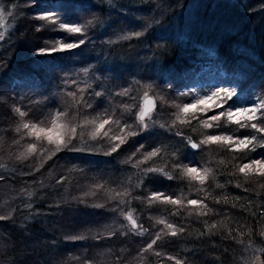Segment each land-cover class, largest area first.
<instances>
[{
    "label": "trees",
    "instance_id": "obj_1",
    "mask_svg": "<svg viewBox=\"0 0 264 264\" xmlns=\"http://www.w3.org/2000/svg\"><path fill=\"white\" fill-rule=\"evenodd\" d=\"M128 1L0 0V190H8L3 196L11 210L5 217L0 209V264H54L80 239L87 247L85 229L129 202L124 211L133 210L156 240L150 249L131 250L133 264H264V176L238 170L264 161V132L226 119L204 128L199 120L220 112L213 109L190 124L176 121L179 106L190 103L196 90L235 92L221 110L264 100V0ZM48 13L55 22L39 18ZM61 24L83 31L69 33ZM62 43L78 46L40 51ZM149 90L157 106L143 128L137 113ZM57 112L67 113L58 123L76 127L59 151L26 129L16 131L29 121L49 128ZM96 117H111L103 130L111 129L108 136L91 137L95 126L83 121ZM221 134L252 142L242 151L216 143L194 150L189 142ZM114 135L126 137L115 152ZM32 143L37 150L29 155ZM154 149L159 154L145 160ZM176 165L211 172L201 184ZM154 192L181 199L183 206L150 203ZM116 197L122 201L117 207H102ZM72 200L96 206L82 216L79 206L69 208ZM75 210L80 216L70 217ZM160 219L174 225L177 235ZM116 239L120 248H136L131 238ZM67 261L62 264H75Z\"/></svg>",
    "mask_w": 264,
    "mask_h": 264
},
{
    "label": "snow or ice",
    "instance_id": "obj_2",
    "mask_svg": "<svg viewBox=\"0 0 264 264\" xmlns=\"http://www.w3.org/2000/svg\"><path fill=\"white\" fill-rule=\"evenodd\" d=\"M40 19H50L52 22L54 21L53 14L48 13L44 16L39 17ZM0 19H2V14H0ZM60 27L62 29L67 30L69 33H81L83 31L82 27L76 24H61ZM134 36H139L141 33H132ZM4 34L0 32V39H3ZM80 44L84 43L83 40L79 42ZM77 44L74 43H67V44H60L59 49L52 48V49H40L41 52L45 51H52L55 52L57 50H64V49H71L74 47H77ZM87 71V70H85ZM121 94H127V90H124ZM71 96H75V93H69ZM96 95H100V93H96ZM235 92H229L228 89H217L214 92H211L208 95L201 96L193 101L191 104H184L183 106H179V112L176 114V121H179L181 124H190L191 119H198V114L207 113L208 111H211L215 108H222L224 104L228 102L233 96H235ZM145 96H147V93H145ZM209 101H212V103H208ZM152 101L151 98H148L145 101V107L137 114V119L140 121L141 124H143L144 118L149 115V111L152 107ZM90 107V105H89ZM127 107V106H125ZM15 111L21 116L25 117L27 113L21 111L19 108L15 109ZM67 113L64 112H57L51 119L50 124L51 127L49 128H43L40 125L43 124V121H41L39 124L32 123V122H24L21 125L17 126L16 131H21V128L26 129V134L30 137H34L37 141L40 140H46L48 144L55 145V150L59 151L61 147L66 146L67 141L65 140V135L70 132L71 136L76 135V127H68L67 124L64 123H58L63 117H65ZM183 117V118H182ZM190 117V118H189ZM222 119H226L229 123H235L240 128L245 127H251L253 129H256L258 132H264V127H259L257 123L253 121L260 120L261 122H264V100H260L259 103H254L251 106H242V107H236L232 108L229 107L226 110L220 111L215 115H212L204 120H199V123L204 128H213V127H219V121ZM176 121H173V124L176 123ZM84 124H92L94 125L93 131L90 133L91 137L93 139L97 138V136H100L101 134L103 136H108L111 129L108 131H103L105 128V125H109L110 123H113L111 117H108L106 119H100L99 117L94 118L93 120L89 121L85 119L83 121ZM115 123H119V121H115ZM125 127H130L128 125H125ZM144 127H147V125H144ZM123 131V128L121 129ZM136 133H128V135H135ZM181 133H178L180 135ZM113 141H119V143H116L111 151L115 152L121 144L125 142L126 137L125 136H119L114 135L110 137ZM252 139H255L253 137ZM189 142L191 144L192 148H199L203 144H210V143H216V144H224L228 146H235L233 150L236 151H242L248 147L249 144H251V140L245 136L243 139H240L238 137H233L230 135H208L203 140H201L198 143L191 142V138L189 137ZM142 147V146H141ZM37 150V145L35 143L28 144L27 145V153L31 155ZM43 151V149H41ZM160 152V149H154L152 152L145 155L144 159H150L153 156L158 155ZM50 155H54V152ZM25 158V157H20ZM256 166V167H253ZM178 169L181 170L182 174L184 176L189 177L193 180H198L201 184L204 183V181L207 179L208 174L211 172V169H203V172H201L200 169L196 167H189L188 165H176ZM239 172L245 175H248V173L251 172H257L259 175L264 176V161L261 160H254L251 161L248 164L241 165L239 167ZM148 171H163V169H149ZM167 175V174H166ZM97 187H101L100 185H97ZM126 194V193H125ZM119 195V194H118ZM155 201H161L164 203H171L178 206H183V201L181 199H173L172 197L166 196L163 193H152L150 197V203ZM188 205L198 206L202 205V201L198 200H188ZM203 214V213H202ZM126 218L131 223L133 228L137 227V222L133 218L131 213H125ZM0 219H3V217H0ZM158 223L165 224L166 228L170 230L171 235H177V230L174 225L167 224L165 220L160 219ZM214 227V225H213ZM182 231V229L180 230ZM160 235L157 234L156 239H159ZM156 243V240H153L151 244L148 245V248L150 249L153 244ZM159 255V253H157ZM177 264H181L180 261H177Z\"/></svg>",
    "mask_w": 264,
    "mask_h": 264
},
{
    "label": "rangeland",
    "instance_id": "obj_3",
    "mask_svg": "<svg viewBox=\"0 0 264 264\" xmlns=\"http://www.w3.org/2000/svg\"><path fill=\"white\" fill-rule=\"evenodd\" d=\"M242 4L246 3V2H250L252 0H239ZM261 1V0H258ZM131 1L128 0H120L121 4H124L125 6H128L130 4ZM161 31V30H159ZM158 31V32H159ZM217 89H222V88H211V89H205V90H196L195 92V97H193L192 101L190 103L187 104H191L193 103V101L201 96L204 95H208L211 92L216 91ZM230 91V90H228ZM145 93H147V95H152L153 97L154 94L149 90L146 91ZM145 93L143 94V98H142V104H143V100L145 98ZM156 102V100H155ZM208 103H212V101H209ZM142 104L140 105V111L142 110ZM226 104L223 105V107ZM157 106V104H156ZM251 106V105H250ZM222 107V108H223ZM237 107H242V106H237ZM222 108H215L213 110H219V111H223L221 110ZM229 107H226L224 110H226ZM232 108H236V107H232ZM155 109L149 113L148 116H146L144 118L142 127H144V125L149 126L151 121V118L153 117V113H154ZM138 114V113H137ZM191 142H195V141H191ZM196 143V142H195ZM197 149V148H196ZM133 154V153H132ZM132 154L130 155V157L132 156ZM95 177L98 178H102L100 175H97ZM127 179L130 180L129 175L127 176ZM94 181V180H93ZM100 181V180H99ZM8 190H0L1 194H0V209H3L4 215L5 217L11 214V210L9 207L6 206V199H4L5 196L4 192H7ZM4 199V200H3ZM92 200V199H91ZM116 202H122L118 197L113 198L112 200L110 199L107 203H103L102 207L104 209H106V205H110L109 208H114L116 206ZM128 203V202H127ZM128 204H131L130 202ZM128 204H123V203H118L117 206H120L121 208L117 211H115L114 216L113 215H106V218H104V220H102L100 224L96 223L94 225H90L88 227V229H85V233H87L88 235H90V237H88V235L86 234L85 236L88 237L86 239L88 245L87 247L84 245L86 243L85 239H80L76 245H77V249L73 250L69 256H64L62 258H58L55 257L57 259H53L55 262H58V264H62L63 262L66 263L67 259V263L69 262V260H72L73 262H75V264H112L111 261H109L113 256L116 257V260L118 262V264H133L134 262V258L132 257V253L135 250L139 249V246L145 247L148 246L149 244L152 243L153 241V232H149L147 230V228L145 227V225L143 223H140L139 220L136 219V215L134 213L133 210L129 209L128 211H124L125 207ZM74 206H79L82 209V216H85V214L89 211H91V208H94V206H96L95 202L93 201H82V203L80 204L79 202L72 200L69 203V208L73 209ZM116 206V207H117ZM130 208V207H129ZM103 209V211H104ZM102 211V214H103ZM60 212V211H59ZM58 212V213H59ZM72 214H70V217H74V216H80V213L75 211L71 212ZM125 213H131L133 218L136 220L137 222V227L133 228L131 223L128 221V219L126 218ZM53 219V218H52ZM103 219V218H102ZM47 221V220H46ZM64 223H69V219L67 218V216L64 218ZM100 226V227H99ZM118 236H122V237H128L129 239L131 238L132 240L136 241L137 245L135 249H131L128 246H126V244L124 243L123 246L120 248L119 245L120 241H117V237ZM84 237V238H86ZM72 246V245H71ZM133 250V251H131ZM134 256H138V254L134 255ZM137 260V259H135ZM53 261L54 264H57Z\"/></svg>",
    "mask_w": 264,
    "mask_h": 264
},
{
    "label": "water",
    "instance_id": "obj_4",
    "mask_svg": "<svg viewBox=\"0 0 264 264\" xmlns=\"http://www.w3.org/2000/svg\"><path fill=\"white\" fill-rule=\"evenodd\" d=\"M148 98H151L152 105H153V106L151 107L150 111H149V113H151V112L155 109V106H156L155 99H154V97L151 96V95H148V96H146V97L144 98V100H143V105H142V109L145 107V101H146ZM193 143H195V142H193ZM192 149L195 150L196 148H192Z\"/></svg>",
    "mask_w": 264,
    "mask_h": 264
}]
</instances>
